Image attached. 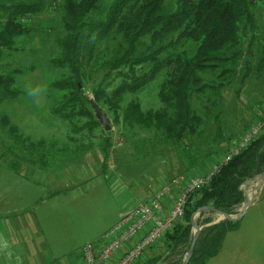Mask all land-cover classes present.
Listing matches in <instances>:
<instances>
[{
  "label": "trees",
  "instance_id": "obj_1",
  "mask_svg": "<svg viewBox=\"0 0 264 264\" xmlns=\"http://www.w3.org/2000/svg\"><path fill=\"white\" fill-rule=\"evenodd\" d=\"M263 5L264 0H62L54 24L37 26L35 20L48 8L46 1L0 0V100H16L25 76L24 67L10 71L2 61H21L23 57H16L29 45L35 55L37 35L46 43L52 39L41 80L52 96V114L70 126L71 142H77L75 135L102 126L91 94L124 134H148L155 149H182V164L188 172L195 170L203 155L189 151V142L220 124L226 103L240 97L248 83L264 85V33L260 34L256 15ZM19 40L30 44L20 49ZM36 68L32 62L29 71ZM154 83L163 108L144 110L138 96ZM2 125L23 153L8 163L11 170L22 175L16 165H39L42 170L51 166L53 146L32 144L27 153L28 140L16 135L10 119L3 118ZM111 147L108 138L104 151ZM263 174L264 133L189 196L184 219L164 238L171 264H184L171 257L185 255L186 260L194 237L192 218L201 209L237 216L236 209L245 203L242 186ZM207 214L214 213L200 218ZM238 222L206 220L188 264H207L216 257ZM166 260L152 255L137 264Z\"/></svg>",
  "mask_w": 264,
  "mask_h": 264
},
{
  "label": "rangeland",
  "instance_id": "obj_2",
  "mask_svg": "<svg viewBox=\"0 0 264 264\" xmlns=\"http://www.w3.org/2000/svg\"><path fill=\"white\" fill-rule=\"evenodd\" d=\"M43 1L48 8L41 19L35 20L37 26L54 24L62 0ZM256 15L263 34L264 5L257 9ZM35 39V55L29 45L28 54L17 55V60L23 57L21 61L1 60L10 71L24 67L25 76L20 78V95L16 100H0V264H77L83 260L86 245L100 242L120 221V216L138 202L149 201L160 186L181 178L188 182L213 167L248 131L255 119V108L264 103V85L253 81L240 97H232L224 106L222 122L210 126L200 140L189 142V151L203 155L198 167L189 172L182 164V149L171 145L155 149L148 134H124L105 110L104 114L110 116V132L101 126L93 132L78 134L80 137L75 135L77 142H71L70 126L52 114V96L49 97L41 80L52 39L48 43L41 41L39 35ZM28 44L30 40L22 42L20 49ZM32 57L43 61L38 63ZM32 62L37 66L35 72L29 71ZM157 88L154 83L139 94L144 110L163 108ZM5 117L17 129L16 135L28 140L27 144L22 140L26 148L40 142L53 146L48 169L16 165L21 175L9 168L8 163L15 156L22 158L23 153L19 146L16 148L14 135L7 133L9 128H3ZM106 133L112 134L108 137ZM108 138L112 147L105 152ZM30 151L27 149V153ZM260 179L257 176L255 181L242 186L252 205L238 222L236 231L228 234L221 252L207 264H264V184ZM242 208L243 205L236 209L237 214ZM206 220L218 224L225 218L218 214L195 218L201 229ZM152 255H162L168 258L166 264L172 263L164 244H158L149 258ZM171 259L183 263L185 255Z\"/></svg>",
  "mask_w": 264,
  "mask_h": 264
},
{
  "label": "built area",
  "instance_id": "obj_3",
  "mask_svg": "<svg viewBox=\"0 0 264 264\" xmlns=\"http://www.w3.org/2000/svg\"><path fill=\"white\" fill-rule=\"evenodd\" d=\"M254 115L255 119L248 131L228 154L213 165L209 175L192 178L182 193L174 197L173 189L181 187L185 182L183 178L176 179L158 190L149 201L136 204L121 216L118 224L100 242L84 247L82 264H137L147 251L156 247L174 229L176 223L184 219L189 196L206 187L224 166L264 133V103L255 108ZM168 198L174 200L169 211L164 204ZM140 236L138 242L116 259L127 245Z\"/></svg>",
  "mask_w": 264,
  "mask_h": 264
},
{
  "label": "water",
  "instance_id": "obj_4",
  "mask_svg": "<svg viewBox=\"0 0 264 264\" xmlns=\"http://www.w3.org/2000/svg\"><path fill=\"white\" fill-rule=\"evenodd\" d=\"M90 102H91L92 107H93V109L95 111L97 120L100 122V124L103 126V128L105 129L106 132H110L112 130V127H111V123H110L109 118L107 117L106 114L103 113L102 109L95 103V101L93 99H91ZM259 177L261 178L260 179L261 180L260 183L264 184V174L259 176ZM255 180H256V178L252 179V182L255 181ZM246 184H248V183H246ZM251 205H252V201L250 200L249 197L245 196V203L243 205V208L240 211V213L237 216H235V217L229 216L227 214L219 213L214 208H203V209H201L192 218V226H193V229L195 231V234H194V237H193L191 248H190V250H189V252L187 254V258H186L184 264H188L190 262L191 258L193 257L198 238H199L200 233L202 231V229L199 227V225L195 222V218L197 216L201 215L202 213H214V214H218V215H223L226 221L238 222V221H240L243 218L244 214L251 207Z\"/></svg>",
  "mask_w": 264,
  "mask_h": 264
},
{
  "label": "crops",
  "instance_id": "obj_5",
  "mask_svg": "<svg viewBox=\"0 0 264 264\" xmlns=\"http://www.w3.org/2000/svg\"><path fill=\"white\" fill-rule=\"evenodd\" d=\"M212 166H213V165H212ZM211 169H212V167H211L210 169H207L205 172L202 171L201 174H200V172H199L200 176H207V175L211 172ZM203 172H204V173H203ZM175 180H176V179H175ZM175 180H173V181H175ZM173 181H171V182L165 184L164 186H160V189L163 188V187H165V186L170 185ZM186 184H187V182L185 181L181 187H179V188H174V189H173V190H174V197L177 196L178 194H181V193H182V191L184 190ZM160 189H158V190H160ZM158 190H157V191H158ZM157 191H156V192H157ZM156 192H154V194H155ZM154 194H153V195H154ZM173 201H174V200L171 199V198H168V199L165 201L164 204H165V207H166V210H167V211L171 210ZM143 202H145V201H143ZM138 203H139V202H138ZM127 213H128V212H127ZM123 215H124V214H123ZM120 218H121V216H120ZM117 224H118V223H117ZM117 224H116V225H117ZM111 229H112V228H111ZM106 233H107V232H106ZM106 233H105V234H106ZM105 234H104V235H105ZM140 238H141V236H140L139 238H137L133 243L127 245V246H126V247H125V248H124V249H123V250L117 255L116 259L122 257V256H123L128 250H129V248H131L136 242H138V240H140ZM164 243H165V240L163 239L159 244H164ZM152 251H153V250H149V251H147L143 258H145L146 256L149 257V255L152 254ZM116 259L114 260V262L116 261ZM82 262H83V260H80L77 264H82Z\"/></svg>",
  "mask_w": 264,
  "mask_h": 264
}]
</instances>
